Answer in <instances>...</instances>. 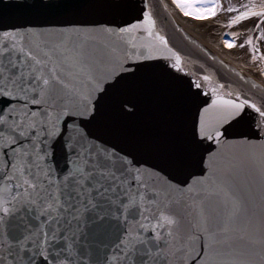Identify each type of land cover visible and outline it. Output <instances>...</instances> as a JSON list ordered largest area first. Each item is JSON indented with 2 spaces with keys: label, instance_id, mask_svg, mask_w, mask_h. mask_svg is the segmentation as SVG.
<instances>
[{
  "label": "snow or ice",
  "instance_id": "1",
  "mask_svg": "<svg viewBox=\"0 0 264 264\" xmlns=\"http://www.w3.org/2000/svg\"><path fill=\"white\" fill-rule=\"evenodd\" d=\"M239 8L228 27L264 24V0ZM235 74L251 88L179 50L152 0L0 7V264H264V87Z\"/></svg>",
  "mask_w": 264,
  "mask_h": 264
},
{
  "label": "water",
  "instance_id": "2",
  "mask_svg": "<svg viewBox=\"0 0 264 264\" xmlns=\"http://www.w3.org/2000/svg\"><path fill=\"white\" fill-rule=\"evenodd\" d=\"M221 1L222 6L224 5L226 7L227 4L224 3L223 0ZM8 2L9 0H0V7H3ZM152 3L155 7L156 13L166 24V32L169 35L171 42L179 50L191 54L192 58L198 60L199 63H205L207 66L216 70L222 79L228 78L246 91L251 88V85L240 80L235 73H241L247 80L254 81L264 87V79L258 72V68L261 64L257 59L264 56V41L260 40L255 44L257 48V58L253 61L251 48L248 45H245L244 48L239 46L248 37L245 30L240 26L227 28L225 30L228 32V35L236 38V47H234L233 50L228 51L224 46V42L221 43V30L223 28L219 27L220 23H225L227 15H225L224 12H227L226 8H222L224 10L222 14H220L222 9L219 10V14H217L213 20L193 21L181 16L177 12L169 10L165 11L160 0H152ZM211 22L212 24L216 23L217 26H211ZM225 37H227V35H224L223 38ZM197 45L200 47L198 48ZM201 48L210 53L211 56H215L216 60L213 61L209 56H205L204 53L200 51ZM220 61L228 65V67H221L219 64ZM262 62V67H264V60H262ZM193 70H195V68ZM189 170L199 172V169ZM181 178H183V176H181Z\"/></svg>",
  "mask_w": 264,
  "mask_h": 264
},
{
  "label": "flooded vegetation",
  "instance_id": "3",
  "mask_svg": "<svg viewBox=\"0 0 264 264\" xmlns=\"http://www.w3.org/2000/svg\"><path fill=\"white\" fill-rule=\"evenodd\" d=\"M218 2L219 3H221L222 4V1L221 0H218ZM223 2L224 3H226L227 4V6L229 5V4H231V5H233V6H235V7H237L240 11H243V9L242 8H239V6L241 5V4H243V3H248L249 2V0H223ZM254 2L256 3V4H259V3H261L262 2V0H254ZM227 6L225 7L224 5H223V9H225V8H227ZM221 10L220 12V14H222L223 12H224V10ZM225 13V15H227V17H226V19H225V23L224 22H222V23H220V25H219V27H221V28H223L222 29V31H224L225 32V34H227V37H225V38H223V42L227 39V40H230V41H232V42H234L235 43V40H236V38H233V37H231L230 35H228V32L225 30V29H227V28H231V27H228V23H229V21H230V19H231V17L232 16H234V15H236L237 13H229V12H224ZM217 14H219V13H217ZM217 16V15H216ZM215 16V17H216ZM214 17V18H215ZM213 18V19H214ZM257 23H259V19L258 18H251V19H249V20H247V21H242L240 24H238V25H233L232 27H242L244 30H245V32L248 34V36H251L252 38H253V43L254 44H256L257 42H259L260 40H262V39H260V34H261V32H264V24H261L260 25V28L259 29H257L256 27H255V25L257 24ZM211 26H214V27H216L217 25H216V23L215 24H212V22H211V24H210ZM230 36V37H229ZM264 41V40H263ZM224 46H225V44H224ZM225 48L227 49V50H230L229 48H227L226 46H225ZM231 49H233V48H231ZM251 52H252V50H251ZM258 59V61H259V63L262 65L263 64V62H262V60L260 59V58H257ZM260 65V66H261Z\"/></svg>",
  "mask_w": 264,
  "mask_h": 264
},
{
  "label": "bare ground",
  "instance_id": "4",
  "mask_svg": "<svg viewBox=\"0 0 264 264\" xmlns=\"http://www.w3.org/2000/svg\"><path fill=\"white\" fill-rule=\"evenodd\" d=\"M161 1V4H162V7L163 9H165L166 7V10H169V11H173V12H177L174 8L173 5L170 4V2L168 0H160ZM178 13V12H177ZM258 72L260 73V75L263 77L264 79V67H263V70L260 72L258 70Z\"/></svg>",
  "mask_w": 264,
  "mask_h": 264
},
{
  "label": "rangeland",
  "instance_id": "5",
  "mask_svg": "<svg viewBox=\"0 0 264 264\" xmlns=\"http://www.w3.org/2000/svg\"><path fill=\"white\" fill-rule=\"evenodd\" d=\"M168 1L170 2L171 5H173L172 0H168ZM173 6H174V5H173Z\"/></svg>",
  "mask_w": 264,
  "mask_h": 264
}]
</instances>
